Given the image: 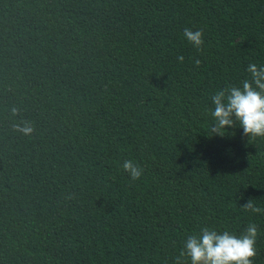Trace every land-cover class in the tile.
<instances>
[{
  "label": "trees",
  "instance_id": "16d2710c",
  "mask_svg": "<svg viewBox=\"0 0 264 264\" xmlns=\"http://www.w3.org/2000/svg\"><path fill=\"white\" fill-rule=\"evenodd\" d=\"M253 62L264 0H0V264H174L187 234L249 223L264 264L240 207L264 208V138L207 135Z\"/></svg>",
  "mask_w": 264,
  "mask_h": 264
},
{
  "label": "clouds",
  "instance_id": "9594fccd",
  "mask_svg": "<svg viewBox=\"0 0 264 264\" xmlns=\"http://www.w3.org/2000/svg\"><path fill=\"white\" fill-rule=\"evenodd\" d=\"M183 36L197 51H202L205 43L203 29L193 31L184 28ZM242 42L243 37L236 41ZM176 59L182 63L184 56L178 55ZM194 64L199 68L201 60L194 59ZM246 72L248 76L238 84H229L211 95L214 107L210 110L212 123L207 130L209 137L224 136L229 128L238 125L249 142L264 138V65L249 63ZM20 111L16 106L11 107V117L19 116ZM12 127L24 136H30L35 130L31 122L24 119L13 123ZM122 168L131 181L139 180L144 172L141 165L131 159L124 160ZM240 207L245 212L264 214V208L251 198ZM257 238L255 223H249L239 235L226 229L220 231L204 226L198 232L186 235L183 246L174 257V264H254L258 254Z\"/></svg>",
  "mask_w": 264,
  "mask_h": 264
}]
</instances>
